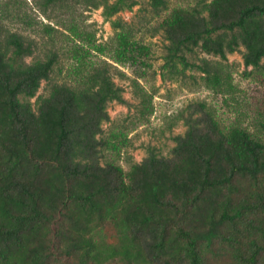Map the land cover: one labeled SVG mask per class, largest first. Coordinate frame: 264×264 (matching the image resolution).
I'll list each match as a JSON object with an SVG mask.
<instances>
[{
    "label": "trees",
    "instance_id": "obj_1",
    "mask_svg": "<svg viewBox=\"0 0 264 264\" xmlns=\"http://www.w3.org/2000/svg\"><path fill=\"white\" fill-rule=\"evenodd\" d=\"M92 1L107 19L138 4ZM161 29L165 79L185 74L197 48L227 59L244 47L246 68L264 59V0L177 8ZM34 52L0 24V264H264V140L223 129L198 103L169 156L148 147L127 171L103 163L105 151L121 148L118 136L103 137L109 105L125 104L109 65L68 86L50 82L57 55L27 62ZM208 67H199L206 84L219 85Z\"/></svg>",
    "mask_w": 264,
    "mask_h": 264
},
{
    "label": "rangeland",
    "instance_id": "obj_2",
    "mask_svg": "<svg viewBox=\"0 0 264 264\" xmlns=\"http://www.w3.org/2000/svg\"><path fill=\"white\" fill-rule=\"evenodd\" d=\"M136 1L132 10L107 19L92 0L51 7L42 1L0 0V24L33 41L35 52L27 62L57 55L51 83L77 86L94 66L109 65L115 84L124 91L125 104L109 105L111 121L104 125L103 137L114 141L113 136H118L115 141L121 148L105 151L103 163L114 161L127 171L143 161L148 147L169 156L176 145L174 137L187 130L184 117L189 107L198 103L206 105L223 129L243 127L264 140V59L259 68H246L244 47L227 59L197 48L188 55L190 67L185 74L173 80L163 77L168 41L162 23L177 8L211 0H165L159 11L151 0ZM205 63L211 75L219 74V85L206 84L207 74L199 68ZM47 88L43 82L39 95Z\"/></svg>",
    "mask_w": 264,
    "mask_h": 264
}]
</instances>
